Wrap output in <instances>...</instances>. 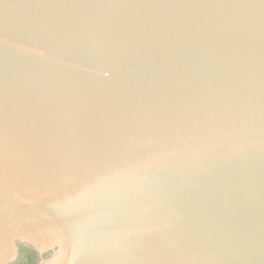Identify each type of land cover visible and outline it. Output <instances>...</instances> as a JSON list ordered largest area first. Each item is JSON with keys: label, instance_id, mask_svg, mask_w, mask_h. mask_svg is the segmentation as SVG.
<instances>
[{"label": "water", "instance_id": "95a60500", "mask_svg": "<svg viewBox=\"0 0 264 264\" xmlns=\"http://www.w3.org/2000/svg\"><path fill=\"white\" fill-rule=\"evenodd\" d=\"M264 264V0H0V264Z\"/></svg>", "mask_w": 264, "mask_h": 264}, {"label": "rangeland", "instance_id": "374dc122", "mask_svg": "<svg viewBox=\"0 0 264 264\" xmlns=\"http://www.w3.org/2000/svg\"><path fill=\"white\" fill-rule=\"evenodd\" d=\"M37 259V254L34 253L30 248L26 247L21 251L20 258L16 264H36Z\"/></svg>", "mask_w": 264, "mask_h": 264}, {"label": "flooded vegetation", "instance_id": "af4514ba", "mask_svg": "<svg viewBox=\"0 0 264 264\" xmlns=\"http://www.w3.org/2000/svg\"><path fill=\"white\" fill-rule=\"evenodd\" d=\"M24 248H26V246H25V247H24V246H21V251H22Z\"/></svg>", "mask_w": 264, "mask_h": 264}]
</instances>
